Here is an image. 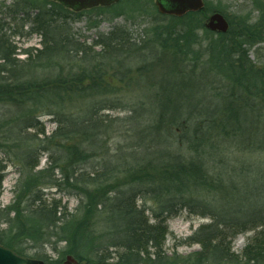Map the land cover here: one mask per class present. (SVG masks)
Segmentation results:
<instances>
[{
	"label": "trees",
	"instance_id": "trees-1",
	"mask_svg": "<svg viewBox=\"0 0 264 264\" xmlns=\"http://www.w3.org/2000/svg\"><path fill=\"white\" fill-rule=\"evenodd\" d=\"M204 1L182 17L152 0L82 11L54 0L5 6L41 47L16 58L0 19V102L14 106L0 121V151L20 165L14 201L0 208L1 245L34 250L45 264L68 255L79 264H264V62L249 55L264 43V0L234 14ZM216 11L226 33L205 26ZM105 14L148 17L145 39L116 25L81 40L73 22L93 15L96 28ZM52 189L75 196L76 208L50 198ZM183 210L209 221L188 238L198 250L169 254L168 221ZM244 232L253 235L236 253Z\"/></svg>",
	"mask_w": 264,
	"mask_h": 264
},
{
	"label": "rangeland",
	"instance_id": "rangeland-1",
	"mask_svg": "<svg viewBox=\"0 0 264 264\" xmlns=\"http://www.w3.org/2000/svg\"><path fill=\"white\" fill-rule=\"evenodd\" d=\"M14 0H0V19H2V23H6V27L4 31L7 33V38L9 40V43L12 46H16L17 56L18 59H25L26 55L23 54V50L31 49V48H40L41 47V38L38 34H29L30 30V24L26 23L23 28H20V23L15 22L14 23V17H12L13 14H9V12L6 11L5 6L12 5ZM153 4L155 0H152ZM210 5H221V8L226 10L229 14L239 13V12H250L252 9V5L250 0H208ZM212 6V7H213ZM214 8V7H213ZM257 12L251 13V16H255ZM22 15H20L21 17ZM129 16V17H128ZM92 17V18H91ZM84 16L80 18L79 20L73 22V27L75 31L80 36L81 40H86L87 42H92L99 33H108L111 31L114 26L121 25L126 28H128L132 34L133 37L137 41H142L145 39L146 35L143 33L142 29L144 28L143 22H149V18H139L136 17V15L131 14H124L121 16H118L114 19H110V16L105 14L101 16L99 19H101V22L98 27H91V25L95 21V16ZM147 18V19H146ZM18 22L20 20H17ZM20 24V25H19ZM148 26V25H147ZM20 31V35H14L13 33L16 31ZM150 31V30H149ZM148 33V32H147ZM258 46L264 47V43L261 45H257L253 47L249 55L250 57L256 62H264V49L257 52ZM183 56V55H182ZM184 62H187L185 60ZM165 59L161 61V63H164ZM163 64H160L159 67L154 70L157 73H160L162 71ZM112 114L114 115H124L125 112L123 111H113ZM14 115V106L10 104H4L3 102H0V121H6L10 117ZM40 121L42 122L46 133L49 134L53 132L56 128V124L50 120V118L46 115H40ZM6 154V153H5ZM3 152L0 151V159L6 160V169L4 171V180L0 187V208H3L9 204H11L14 201V189L15 185L18 181V178L20 176L19 168L20 165L18 162H14L11 160H8L9 157H6ZM47 165V158L44 153L40 154V165L39 169L43 168ZM48 192L49 190L46 189ZM56 189H52L51 192H54L52 194H49L50 198H56L58 200L62 201L63 206H67L69 211H73L77 204L78 199L75 196L70 195H64V194H57L55 193ZM209 220L202 218L200 215H191L188 213V211L183 210L178 215L172 217L168 221V230L169 233L167 235V240L165 243V249L168 251L169 254L175 252L181 253V254H187L192 251L198 250L199 245L197 244H190L188 241V238L192 236V234L196 231V229L201 226L202 224L207 223ZM1 228L5 227V225H0ZM253 233H249L248 236H252ZM247 237L246 235H239L234 240V251L236 253L242 252L244 247L247 244ZM64 246V243H61L59 247ZM47 253L51 256L52 259H58L59 256L57 253H53L49 248H46ZM34 250L29 253L31 256L33 254ZM66 261V258L63 260V262ZM112 263H116V259L110 260ZM81 264H85V262H82Z\"/></svg>",
	"mask_w": 264,
	"mask_h": 264
},
{
	"label": "water",
	"instance_id": "water-1",
	"mask_svg": "<svg viewBox=\"0 0 264 264\" xmlns=\"http://www.w3.org/2000/svg\"><path fill=\"white\" fill-rule=\"evenodd\" d=\"M65 7L82 11L97 6H109L119 0H55ZM156 6L159 13L164 15H172L182 17L189 12H197L204 8V0H156ZM205 26L214 32L226 33L230 24L227 18L221 12H213L209 15ZM0 264H45L43 260L35 259L28 256L17 254L11 248L0 244ZM65 264H78L77 260L71 256H67ZM93 264H114L110 262H94Z\"/></svg>",
	"mask_w": 264,
	"mask_h": 264
},
{
	"label": "bare ground",
	"instance_id": "bare-ground-1",
	"mask_svg": "<svg viewBox=\"0 0 264 264\" xmlns=\"http://www.w3.org/2000/svg\"><path fill=\"white\" fill-rule=\"evenodd\" d=\"M253 233V232H252ZM239 235H246V237H247V240H248V235H249V233L248 232H244V233H240ZM239 235H237L236 237H238ZM235 237V238H236ZM235 238H234V240H235ZM234 240H233V244H234ZM233 250H234V247H233Z\"/></svg>",
	"mask_w": 264,
	"mask_h": 264
}]
</instances>
